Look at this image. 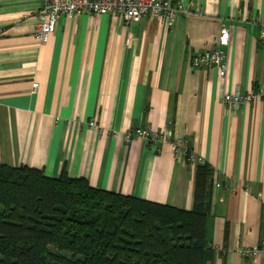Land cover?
I'll return each mask as SVG.
<instances>
[{
  "label": "crops",
  "instance_id": "crops-1",
  "mask_svg": "<svg viewBox=\"0 0 264 264\" xmlns=\"http://www.w3.org/2000/svg\"><path fill=\"white\" fill-rule=\"evenodd\" d=\"M177 1L184 12L173 27L63 14L42 44L44 0H0V162L192 210L197 165L172 142L132 135L170 131L213 169L210 264H264V252L239 253L264 239V0ZM224 31L226 78L193 68L191 54ZM237 90L258 96L224 104Z\"/></svg>",
  "mask_w": 264,
  "mask_h": 264
},
{
  "label": "trees",
  "instance_id": "trees-1",
  "mask_svg": "<svg viewBox=\"0 0 264 264\" xmlns=\"http://www.w3.org/2000/svg\"><path fill=\"white\" fill-rule=\"evenodd\" d=\"M212 183L198 164L185 210L0 162V264H210Z\"/></svg>",
  "mask_w": 264,
  "mask_h": 264
},
{
  "label": "built area",
  "instance_id": "built-area-1",
  "mask_svg": "<svg viewBox=\"0 0 264 264\" xmlns=\"http://www.w3.org/2000/svg\"><path fill=\"white\" fill-rule=\"evenodd\" d=\"M181 12H184L183 4L175 0H44L37 13L36 38L44 44L54 31L57 19L65 14L72 18L80 14L89 13L95 15H112L125 23L139 22L144 16L154 20H163L168 27H173ZM230 33L224 31L210 47L191 54L193 68H216L220 78L225 79L228 74L227 47ZM261 38H264V20L262 22ZM37 89L38 84H33ZM258 94L253 91L226 93L224 104L230 107H238L256 98ZM94 124V122L92 123ZM135 138L146 139L155 145L164 142H172L175 153L185 158V161L193 164L205 162L202 156L192 151L189 140L185 137L172 135L170 131L159 132L149 128H137L132 134ZM217 186L220 183L217 182ZM264 252V239L253 247L240 248L239 253L245 257H257Z\"/></svg>",
  "mask_w": 264,
  "mask_h": 264
},
{
  "label": "rangeland",
  "instance_id": "rangeland-1",
  "mask_svg": "<svg viewBox=\"0 0 264 264\" xmlns=\"http://www.w3.org/2000/svg\"><path fill=\"white\" fill-rule=\"evenodd\" d=\"M251 258H253V257H251Z\"/></svg>",
  "mask_w": 264,
  "mask_h": 264
}]
</instances>
